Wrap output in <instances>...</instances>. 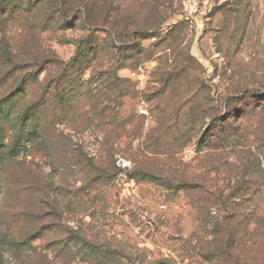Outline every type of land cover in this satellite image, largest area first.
<instances>
[{
    "label": "rangeland",
    "instance_id": "374dc122",
    "mask_svg": "<svg viewBox=\"0 0 264 264\" xmlns=\"http://www.w3.org/2000/svg\"><path fill=\"white\" fill-rule=\"evenodd\" d=\"M232 212L264 219V0H0V264H233Z\"/></svg>",
    "mask_w": 264,
    "mask_h": 264
},
{
    "label": "trees",
    "instance_id": "16d2710c",
    "mask_svg": "<svg viewBox=\"0 0 264 264\" xmlns=\"http://www.w3.org/2000/svg\"><path fill=\"white\" fill-rule=\"evenodd\" d=\"M250 216L251 215H247L246 213L238 215L236 212H232V215L230 216L231 240L230 243L227 244V248L233 264H238L239 259L243 256L242 254L247 252L241 247L242 243L238 238V234L240 232L243 233L245 231V227H250L251 224H254L255 229L259 230L262 235V239L260 241V248L258 251L253 253L255 257L250 261L249 264H264V219H255L253 221L249 220ZM243 224H245L244 227ZM242 227L244 228L243 230Z\"/></svg>",
    "mask_w": 264,
    "mask_h": 264
}]
</instances>
